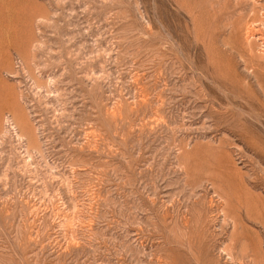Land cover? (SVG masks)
<instances>
[{"label":"rangeland","instance_id":"rangeland-1","mask_svg":"<svg viewBox=\"0 0 264 264\" xmlns=\"http://www.w3.org/2000/svg\"><path fill=\"white\" fill-rule=\"evenodd\" d=\"M0 264H264V0H0Z\"/></svg>","mask_w":264,"mask_h":264},{"label":"bare ground","instance_id":"bare-ground-1","mask_svg":"<svg viewBox=\"0 0 264 264\" xmlns=\"http://www.w3.org/2000/svg\"><path fill=\"white\" fill-rule=\"evenodd\" d=\"M22 120V119H21Z\"/></svg>","mask_w":264,"mask_h":264}]
</instances>
